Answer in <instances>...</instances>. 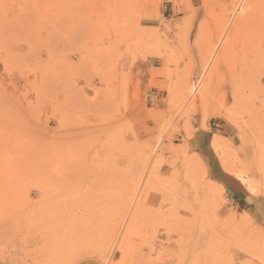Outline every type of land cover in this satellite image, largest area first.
Masks as SVG:
<instances>
[{
  "label": "rangeland",
  "instance_id": "374dc122",
  "mask_svg": "<svg viewBox=\"0 0 264 264\" xmlns=\"http://www.w3.org/2000/svg\"><path fill=\"white\" fill-rule=\"evenodd\" d=\"M85 260L264 264V0H0V264Z\"/></svg>",
  "mask_w": 264,
  "mask_h": 264
},
{
  "label": "bare ground",
  "instance_id": "6f19581e",
  "mask_svg": "<svg viewBox=\"0 0 264 264\" xmlns=\"http://www.w3.org/2000/svg\"><path fill=\"white\" fill-rule=\"evenodd\" d=\"M249 4V3H248ZM240 7V6H239ZM234 11V10H233ZM235 14V13H234ZM234 16V15H233ZM243 18V17H242ZM243 20V19H242ZM242 20L241 19H239L238 21H236L235 23H234V26H233V29H235V28H237L238 29V27L239 26H241L242 24ZM231 21V20H230ZM246 21V20H245ZM241 28H242V26H241ZM224 31L225 30H223V31H221V32H218V34H217V38H216V45H215V47H214V49H213V52L211 53L212 54V56L215 54V52H216V50L219 48V47H221V45H222V40H223V38H224V35H223V33H224ZM238 32H240V31H238ZM232 35H229L227 38H226V42L223 44V46H222V48H221V51L219 52V54H218V56L217 57H219V56H221V55H223V54H225L226 53V51L229 49L230 50V48L229 47H231V45H232V43H233V40H232V37H231ZM235 42V41H234ZM233 47V46H232ZM231 47V48H232ZM211 50H212V47H211ZM227 53H228V51H227ZM210 55V54H209ZM253 55V54H252ZM211 56V55H210ZM211 60H213V58H210ZM219 59H221V58H219ZM217 60H218V58H217ZM224 60V58L223 59H221L220 61H223ZM220 61H217L218 63L220 62ZM218 63H216V65L218 64ZM202 66H204L205 68V70L208 68V65L207 64H203ZM216 69H214V71H215ZM242 74V73H241ZM255 74V73H254ZM259 75V74H258ZM251 77V76H250ZM208 87H206L205 89H207ZM201 101L202 100H204V94L205 93H202V91H201ZM85 261H87V262H91V263H95V264H97L95 261H88V260H85ZM82 262H84V261H82ZM82 262H80V263H82ZM79 263V264H80Z\"/></svg>",
  "mask_w": 264,
  "mask_h": 264
},
{
  "label": "water",
  "instance_id": "95a60500",
  "mask_svg": "<svg viewBox=\"0 0 264 264\" xmlns=\"http://www.w3.org/2000/svg\"><path fill=\"white\" fill-rule=\"evenodd\" d=\"M80 264H95V263H94V262L91 263V262L84 261V262H82V263H80Z\"/></svg>",
  "mask_w": 264,
  "mask_h": 264
},
{
  "label": "crops",
  "instance_id": "0c3cea01",
  "mask_svg": "<svg viewBox=\"0 0 264 264\" xmlns=\"http://www.w3.org/2000/svg\"><path fill=\"white\" fill-rule=\"evenodd\" d=\"M212 142V141H211Z\"/></svg>",
  "mask_w": 264,
  "mask_h": 264
}]
</instances>
